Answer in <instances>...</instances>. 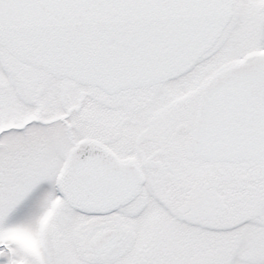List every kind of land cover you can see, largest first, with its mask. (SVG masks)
Returning a JSON list of instances; mask_svg holds the SVG:
<instances>
[{
    "label": "snow or ice",
    "instance_id": "snow-or-ice-1",
    "mask_svg": "<svg viewBox=\"0 0 264 264\" xmlns=\"http://www.w3.org/2000/svg\"><path fill=\"white\" fill-rule=\"evenodd\" d=\"M0 264H264V0H0Z\"/></svg>",
    "mask_w": 264,
    "mask_h": 264
}]
</instances>
